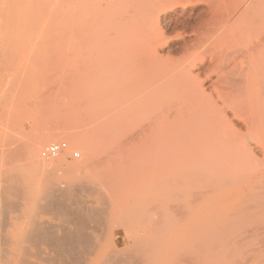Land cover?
<instances>
[{
	"label": "bare ground",
	"instance_id": "1",
	"mask_svg": "<svg viewBox=\"0 0 264 264\" xmlns=\"http://www.w3.org/2000/svg\"><path fill=\"white\" fill-rule=\"evenodd\" d=\"M134 6L133 17L122 39L128 53L140 56L133 69L135 76L129 83L134 93L132 105L137 117L127 109L120 111L111 107L106 114V126L110 133H114L110 124L115 119L127 123L134 118L138 123L132 129L122 126L117 140L113 138L116 136L104 132L102 137L105 139L100 137L102 139L99 138L96 146L87 144L86 152L91 155L92 161L84 176L77 175L72 183H65L63 187L57 185L59 189L54 191L50 188L52 185L44 183L42 188L37 185L42 191L38 192V189L36 198L45 204H35V210L47 211L46 214L52 212L50 217H55V221L57 215L61 224H51L50 228L49 223L44 227L37 220H29V216L19 240L10 241L9 250L4 248L8 242L5 244V238L3 241L0 238L4 243L0 249V259L6 261L3 264H137L141 262H137L139 259L144 261L141 258L149 249L142 248L145 251L140 252L142 255L138 254L141 256L139 259L136 254L141 247L137 248V253L134 248L135 253L133 251L129 255L130 246L136 240L134 243L133 239L126 240V247L121 249H104L99 240L94 241L90 234H86V230L91 228L89 233L100 231L102 234L106 228L111 230L115 225L123 227L128 221L127 233L134 231L137 237L138 229L148 228V236H151L150 232L155 229V214L163 216L164 212L159 206V209L154 206L149 193L142 191L139 178L129 168L149 166L247 167L246 179H236L226 186L213 185V180L205 186L202 182L206 179L205 175L189 173L193 174L190 181L195 185L202 183L199 189L193 190L190 195L192 200L189 201L218 198L237 205L245 200V207H235L237 214L244 213L248 219L247 231L244 229L248 232V254L244 263L264 264V0H139ZM252 144L256 149L252 148ZM38 148L39 142L27 151L33 164L37 162ZM255 150L261 157L254 154ZM189 174L186 173L187 176ZM46 175L43 176L46 178ZM4 178L0 180L4 182ZM14 180L8 181L15 184L17 180ZM174 180L177 183L176 177ZM228 180L224 181L228 183ZM192 182H188L189 186ZM1 185L2 214H5L6 207L12 209L13 205H17L18 201L11 202L13 200H9V196L28 199V194L24 190L20 192L18 186ZM206 187L209 189L206 190ZM180 196H175V205L170 204L169 210L184 207L177 205L182 201L176 198ZM186 208L176 210L180 214L183 210V215L177 213L180 219L186 214ZM155 209H158L156 213ZM2 214L1 218L6 216ZM173 214L176 216V212ZM158 215L156 219L161 225L165 216L161 218ZM158 220L156 224H159ZM129 242L133 244L129 246ZM26 243L30 246H25L27 249L23 246ZM39 244L47 248L35 247ZM196 245L197 251L200 248L201 257L203 246L195 244L192 247ZM217 246L220 247L219 244ZM192 247L189 254L193 253ZM225 252L223 254L226 255ZM177 254H181V257L175 258L178 264L180 261L193 264V260L199 258L197 263L201 260L197 254L195 259L192 258L194 254L188 256L185 253L186 258L183 252ZM245 254L243 250L242 255ZM182 256L184 259L179 260ZM234 263L231 261L229 264Z\"/></svg>",
	"mask_w": 264,
	"mask_h": 264
},
{
	"label": "rangeland",
	"instance_id": "2",
	"mask_svg": "<svg viewBox=\"0 0 264 264\" xmlns=\"http://www.w3.org/2000/svg\"><path fill=\"white\" fill-rule=\"evenodd\" d=\"M137 1L139 0H110V2L101 0H0V172H4L0 173L2 175L0 179L8 175V179L4 178L6 181L0 180L2 184L0 185H15L18 186L17 189L20 192L24 190L28 194V199L9 196V200H13L11 202L14 203L18 201L16 204L19 206L13 205L12 209L9 206L6 207L4 209L6 216L0 212L2 218L7 217L4 220L0 216L3 221L0 223V229L4 231H0V238L2 241L5 238L3 241L5 244L8 242L4 247L5 250L10 249L12 241L19 240L20 233L26 226L29 216V220H37V223L42 226L44 224V227H47L46 224L49 225V223L48 227L50 228L61 224L59 223L61 218L57 215L55 221L53 219L55 217H50L52 212H49V215V213L46 214L47 211L40 212L42 210H38V213L34 208L35 204L40 203L41 206L45 204L43 200L36 198V194L42 191L44 183L52 185L50 188H53L54 191V189L58 190L59 187H63L65 183H72L75 176H84L88 167H91L92 161L91 155L86 152L87 144L92 143L96 146L99 140L104 138L102 137L104 132L116 136L117 138L112 137L117 140L120 138L117 133L122 126L132 129L138 123L134 118L127 123L122 122L119 118L115 119L113 125L110 124L114 133H110L106 126V114L111 107L120 111L127 109L131 115L137 117V111L132 105L134 93L129 83L135 76L133 69L136 62L140 60V56L128 53L126 43L122 39V35L127 32L126 26L133 17L134 5ZM38 142L37 162L33 164L27 151L30 146L38 144ZM57 142L66 143L68 149L54 159L55 161L42 160L40 151ZM251 146L254 148L253 144ZM256 151L254 154L259 158L260 154ZM73 152H77L79 158H72ZM51 163L53 164L51 165ZM129 168L139 178L140 188L144 189L142 191L149 193L154 206L157 205L156 208L159 206L162 213L164 212L163 216L165 217L159 214L161 218L163 217L162 221L164 220V222L161 221L160 225V221L156 219L158 214H155L153 221H156L155 224L153 223L155 229L149 227L154 229L150 232L151 236H148V228L138 229V233L135 231L139 234L137 237L136 234L134 235V231L128 232V234L127 229L130 226L128 221L123 227L115 225L114 229L106 228L102 234L100 231L98 233L91 232V234L89 233L92 231L91 228H87V232L85 231L87 235L90 234L93 237L97 234L93 238L90 236L92 240H99L104 249L112 250L124 248L128 241L133 239L134 243L136 240V244L129 242V246L133 244L130 246L129 255L132 254L134 248H136V253L140 249L136 254L137 257L140 256L138 255L140 252L149 249L147 253L144 252L142 258L138 257L144 261L139 259L137 262L141 261L143 264H148V262L149 264H173L175 258H178L176 256H180L182 252L184 255L188 253V256L194 254L192 258L195 259L196 254L197 256L201 255L200 248L197 251V245L194 246L195 248L192 246L195 244L203 246L204 243V246L201 247L203 255L201 257L199 255L203 261L200 260L201 263L200 261L197 263L199 258L196 257L198 259L193 260V262L195 261L193 264H212V262L214 264H229L231 261L235 262L234 264H240L237 261L241 264L246 263L244 261L248 254V250H246L248 249V235H246V233L248 234L246 232L248 219L246 214L239 215L235 211L236 206L245 207V200L237 205L218 198L200 201L193 199V202H190L192 200L191 193L193 190L199 189L202 183L195 185V182L190 181L193 174L189 173L205 175L206 179L202 181L205 186L210 184L211 180L215 181L213 185L226 186L236 179H246L247 167L149 166ZM44 169L48 172L47 175ZM206 172L210 175H206ZM12 173L16 176L13 177ZM43 175H46V178ZM173 176L176 177V180H181L178 186V181L176 183ZM13 179L17 180V182L14 180L15 184L13 181L12 183L8 181ZM224 180H228L229 184ZM172 181L173 183H171ZM159 182L161 184L158 185ZM188 182H192L194 186L192 184V187L189 186ZM184 184L186 186H183ZM37 185L41 188H38ZM205 189L207 190L209 187ZM179 194L181 198H176L180 199L179 202L182 201L177 202L178 207L180 204L185 208L188 206L185 210L186 214L184 213V216L181 217L182 219L180 216L183 215L184 207L177 208L175 211L172 209L173 212L169 210L170 204L174 203L173 205H175V196ZM165 195H173V198L171 196L166 198ZM2 207L0 211H2ZM172 208L174 207L172 206ZM158 209H155V213ZM179 209H183L181 214L178 212ZM175 212L176 216L173 214ZM243 216L245 219L242 218ZM157 220L159 224H156ZM226 223H231L228 224L230 227ZM159 225L166 227L165 229L162 227L157 232L156 229L159 230ZM222 225L227 226L228 229L226 230L227 227L223 228ZM162 230L163 232H161ZM155 232L157 233L155 234ZM242 232L243 234H241ZM214 233L217 234V237ZM225 234H227L226 237ZM228 234L230 235L228 236ZM1 240L0 249L4 246ZM141 240L144 241L141 242ZM216 241L220 247L217 246ZM141 244L144 246L142 247ZM23 246L30 247L27 243ZM35 247L47 248L42 244ZM191 247L193 253L189 254ZM230 247L231 253L229 252ZM142 248L145 249L142 250ZM243 250L245 255H242ZM133 255L131 256L136 259V256ZM214 255L216 256L214 257ZM132 257L130 259H133ZM184 258L182 256L179 260ZM192 258H188V260L192 261L190 260ZM214 258L215 261H210ZM3 262H6L5 259H0V264ZM176 262L178 264L179 261L176 260ZM179 264L184 263L180 261Z\"/></svg>",
	"mask_w": 264,
	"mask_h": 264
},
{
	"label": "built area",
	"instance_id": "3",
	"mask_svg": "<svg viewBox=\"0 0 264 264\" xmlns=\"http://www.w3.org/2000/svg\"><path fill=\"white\" fill-rule=\"evenodd\" d=\"M102 2H110V0H101ZM68 149L64 142L52 143L40 151V158L45 161L54 160ZM72 158H79L77 152L71 154Z\"/></svg>",
	"mask_w": 264,
	"mask_h": 264
}]
</instances>
